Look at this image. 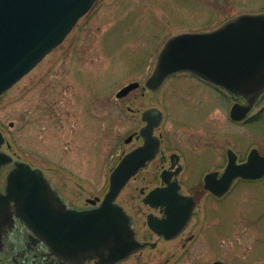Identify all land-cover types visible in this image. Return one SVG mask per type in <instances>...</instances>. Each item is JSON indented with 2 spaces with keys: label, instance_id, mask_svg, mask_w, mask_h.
<instances>
[{
  "label": "rangeland",
  "instance_id": "374dc122",
  "mask_svg": "<svg viewBox=\"0 0 264 264\" xmlns=\"http://www.w3.org/2000/svg\"><path fill=\"white\" fill-rule=\"evenodd\" d=\"M263 12L264 0H98L60 46L0 97L2 150L42 169L70 204L88 206L87 198L105 195L123 149L131 148L125 139L142 124L127 107L140 112L160 107L167 115L165 131L178 138L183 128L175 103L181 96L190 118L208 103L210 133L223 130L226 147L237 146L242 158L255 147L264 155V111L258 112L260 121L235 125L232 97L190 74L175 75L157 93L142 96L141 87L116 100L132 82L145 86L171 37L212 31L244 13ZM258 108L264 109V99ZM189 124L194 133L205 131L202 122ZM8 169L0 176L2 184ZM256 187L264 190V184ZM239 188L237 236L228 223L218 246L209 250L210 263L219 258L227 264H264V228L253 230L248 215L254 188ZM193 261L198 263L194 255Z\"/></svg>",
  "mask_w": 264,
  "mask_h": 264
},
{
  "label": "water",
  "instance_id": "95a60500",
  "mask_svg": "<svg viewBox=\"0 0 264 264\" xmlns=\"http://www.w3.org/2000/svg\"><path fill=\"white\" fill-rule=\"evenodd\" d=\"M97 1L0 0V97L60 46ZM180 73L192 74L228 91L237 101L244 100L245 103L233 106L231 118L245 121L264 97V12L239 15L212 31L171 37L145 89L156 91L168 77ZM139 87V82H133L121 89L117 97L123 98ZM143 120L148 123L141 132L146 144L120 161L97 208L69 209L43 170L25 162L15 163L7 178L5 201L15 202L20 222L54 255L67 260L98 259L110 263L140 248L131 218L116 199L159 149L160 142L151 133L162 120L161 111L150 109ZM5 142L0 130V148ZM12 162L10 155L0 152V168ZM236 178H264V157L258 150H252L247 162L237 165L231 154L222 178L210 176L207 188L217 195L226 194Z\"/></svg>",
  "mask_w": 264,
  "mask_h": 264
},
{
  "label": "flooded vegetation",
  "instance_id": "af4514ba",
  "mask_svg": "<svg viewBox=\"0 0 264 264\" xmlns=\"http://www.w3.org/2000/svg\"><path fill=\"white\" fill-rule=\"evenodd\" d=\"M174 76L167 78L156 91L145 89L142 83L138 89L143 88L142 96H145L147 91L157 93ZM192 77L215 93L224 94L226 92L224 89L204 82L194 75ZM134 91L123 98L116 96V100H124ZM229 95L234 101L230 110L231 118V111L233 106L237 104V98L232 94ZM176 99L175 110H178V115L181 116L177 119L181 121V128H183V132L178 138L169 131H165L167 115L160 107L151 106L141 112L131 106L127 107V111L133 116H140L142 124L125 139V145L131 146V148L125 147L126 149H123L118 164L125 156L146 144V139L141 133L148 125L143 120L144 113L150 109H159L162 113L160 124L151 133L155 138L154 140L158 139L160 142L156 155L127 182L116 199V203L122 206L131 218L136 239L141 245L138 250L121 260L110 263H103L98 259L67 260L54 255L44 241L20 222L17 217L15 202L7 203L5 201L8 175L15 167L16 162H23L10 154L13 157V162L0 168V176L5 169L9 168L8 172L5 173L4 184L0 181V264L225 263L219 258L210 263L208 254L210 249L218 246L228 223L234 224L237 236V207H239L237 206V190L240 191L239 187L242 185H250L254 188L251 189V195L254 196L253 203H251L253 209L251 214H248L250 215V223H252L250 224L252 225L251 228L253 230L264 228V224L261 225L264 222V210H257L258 205L264 208V193L262 192L264 190H258L256 187L264 184V178L257 180L236 178L229 191L223 195H217L207 188V179L210 176L216 180L222 178L230 162L231 154L236 160V165L237 162L242 164L247 162L251 151L254 149L258 150L259 154L264 157L260 148H252L248 155L242 158L237 152V146L226 147L223 130H221V134L218 131V135L210 133L209 114L206 113L208 103L202 112L198 111L200 114L190 118L188 110L183 107L185 98L179 96ZM261 102L257 104L248 119L255 122L259 120L258 112L264 111L263 108H258ZM231 121L237 125V121L232 118ZM201 122L204 123L205 131L201 133L192 132L194 127L189 123L198 124ZM211 137L214 139H210ZM155 143L156 141H154V145ZM2 148L3 146L0 151L6 152ZM116 166L112 169L110 176ZM51 184L53 185V183ZM53 188L57 190L60 198L69 209L89 210L100 205L98 197H96L95 199H86L88 206H74L54 185ZM90 201H96V204H91ZM226 219L230 222H226ZM198 248L201 250L197 251ZM193 255L198 263L193 261Z\"/></svg>",
  "mask_w": 264,
  "mask_h": 264
}]
</instances>
